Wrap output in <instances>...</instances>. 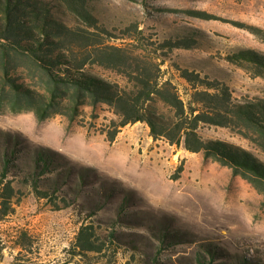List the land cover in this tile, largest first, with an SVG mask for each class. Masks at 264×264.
Returning a JSON list of instances; mask_svg holds the SVG:
<instances>
[{"label": "rangeland", "instance_id": "374dc122", "mask_svg": "<svg viewBox=\"0 0 264 264\" xmlns=\"http://www.w3.org/2000/svg\"><path fill=\"white\" fill-rule=\"evenodd\" d=\"M94 12L110 33H102L105 41L164 59L165 79H172L185 100L189 85L177 68L228 85L235 102L264 99V78L226 59L238 48L264 53V0H99ZM190 30L201 36L197 47H162ZM91 70L124 84L112 70ZM113 120L117 117L107 105L83 106L74 121L57 115L40 122L31 111L0 109V151L6 137L22 149L4 180L14 189L7 216L1 215L0 187V264H11L17 256L25 264H63L85 221L100 238L97 244L105 242L103 251L69 264H153L157 258L159 264H196L204 245L213 249L214 264L245 259L264 264V198L251 184L202 153L155 140L142 122L121 128L109 141ZM199 134L241 146L264 161V152L231 128L206 124ZM38 150L71 168L63 192L68 207L58 194L54 201L38 198L23 181ZM60 171L65 169L48 176ZM2 173L0 165V179ZM75 181L79 197L67 189L76 188ZM163 231L168 232L166 249L158 255ZM23 238L30 251L18 246Z\"/></svg>", "mask_w": 264, "mask_h": 264}, {"label": "trees", "instance_id": "16d2710c", "mask_svg": "<svg viewBox=\"0 0 264 264\" xmlns=\"http://www.w3.org/2000/svg\"><path fill=\"white\" fill-rule=\"evenodd\" d=\"M98 1L0 0V109L11 113L31 111L40 122L57 115L74 121L83 106L95 110L107 105L117 117L112 121L114 129L107 133L109 141H114L120 129L128 124L145 123L155 140L165 139L171 145L202 153L205 160L227 167L233 176L246 180L264 198L262 159L241 146L204 139L199 134L201 125L206 124L231 128L264 152V99L235 102L228 85L177 68L179 76L189 85V98L185 100L172 79H165L164 59L160 62L159 57L105 41L102 33H110L99 25L94 12ZM195 13L207 17L205 12ZM199 39L200 34L190 30L179 40H165L162 47L192 49L197 47ZM226 59L264 78L263 52L238 48ZM95 66L120 74L124 84L94 73L91 69ZM16 144L6 137L4 151H0L2 216L9 215L14 192L11 183L4 184V180L16 161L15 155L22 152ZM31 164L33 169L23 181L32 186L38 198L54 201L58 194L63 196L64 207H68L63 192L71 168H65L61 161L39 150L32 156ZM62 168L64 172H57L52 178L48 176ZM75 182L76 188L67 189L78 194L80 182ZM127 202L126 197L120 209L127 207ZM54 203L57 210L62 209ZM166 234L167 231L159 234L162 245L158 255L166 249ZM24 239L17 244L22 250L30 251L31 244ZM99 240L92 225L85 221L70 258L63 264L78 257L82 262L90 253L101 254L105 242L97 244ZM204 246L196 254V264H214L213 249ZM242 262L246 264L248 260ZM25 263L22 256H17L11 264ZM159 263L158 258L153 262ZM104 264L117 263L110 260Z\"/></svg>", "mask_w": 264, "mask_h": 264}]
</instances>
